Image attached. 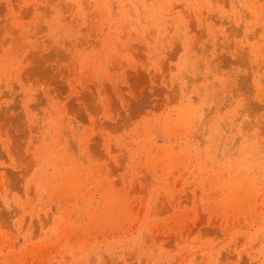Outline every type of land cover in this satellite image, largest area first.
<instances>
[{
    "label": "rangeland",
    "instance_id": "1",
    "mask_svg": "<svg viewBox=\"0 0 264 264\" xmlns=\"http://www.w3.org/2000/svg\"><path fill=\"white\" fill-rule=\"evenodd\" d=\"M0 264H264V0H0Z\"/></svg>",
    "mask_w": 264,
    "mask_h": 264
}]
</instances>
